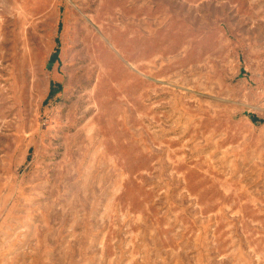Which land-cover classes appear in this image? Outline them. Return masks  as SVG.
Wrapping results in <instances>:
<instances>
[{
	"label": "rangeland",
	"instance_id": "rangeland-1",
	"mask_svg": "<svg viewBox=\"0 0 264 264\" xmlns=\"http://www.w3.org/2000/svg\"><path fill=\"white\" fill-rule=\"evenodd\" d=\"M0 264H264V0H0Z\"/></svg>",
	"mask_w": 264,
	"mask_h": 264
}]
</instances>
